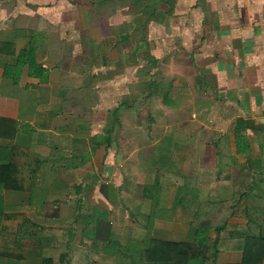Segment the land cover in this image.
Instances as JSON below:
<instances>
[{"label": "crops", "instance_id": "0c3cea01", "mask_svg": "<svg viewBox=\"0 0 264 264\" xmlns=\"http://www.w3.org/2000/svg\"><path fill=\"white\" fill-rule=\"evenodd\" d=\"M0 165V264H142L152 240L240 263L264 0H0Z\"/></svg>", "mask_w": 264, "mask_h": 264}, {"label": "trees", "instance_id": "16d2710c", "mask_svg": "<svg viewBox=\"0 0 264 264\" xmlns=\"http://www.w3.org/2000/svg\"><path fill=\"white\" fill-rule=\"evenodd\" d=\"M6 166L0 165V174ZM8 170H12L8 168ZM5 188H10L4 178H0ZM2 211L0 209V233L2 230ZM186 243L152 240L150 246L142 253V264H188L208 262L215 264L213 242ZM243 259L238 264H258L264 259V234L251 235L242 247Z\"/></svg>", "mask_w": 264, "mask_h": 264}]
</instances>
